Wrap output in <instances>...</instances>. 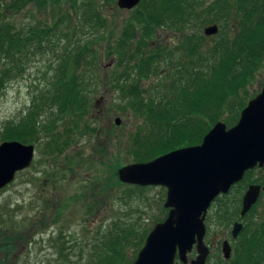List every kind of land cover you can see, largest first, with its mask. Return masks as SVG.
Listing matches in <instances>:
<instances>
[{"label":"trees","instance_id":"trees-1","mask_svg":"<svg viewBox=\"0 0 264 264\" xmlns=\"http://www.w3.org/2000/svg\"><path fill=\"white\" fill-rule=\"evenodd\" d=\"M30 4L51 16L19 27L13 14ZM74 5L75 0H0V97L24 74L32 57L49 53L59 57L25 115L2 125V141L44 143L46 154L57 158L74 135L99 132L89 121L91 93L99 82L113 84L123 101L118 108L142 119L127 151L134 162L144 163L200 144L218 121L234 126L253 98L250 86L264 66V0H142L118 38L107 42V56L114 55L119 68L111 76L100 72L103 55L94 39L74 44L63 24L74 23L84 34L98 33L97 25H103L109 38L114 30L94 1L86 2L85 13L78 14ZM210 25L219 26L216 35L198 34ZM161 29L181 34L178 45L154 43ZM208 37L214 38L210 46L205 44ZM248 179L247 174L234 186H243L242 194ZM240 203L235 214L225 218L237 219ZM131 234L132 230L119 228L115 243L104 246L98 264H118L123 242L127 244ZM144 234L141 244L148 236ZM231 246L232 255L224 264H264V216L249 218Z\"/></svg>","mask_w":264,"mask_h":264},{"label":"rangeland","instance_id":"rangeland-1","mask_svg":"<svg viewBox=\"0 0 264 264\" xmlns=\"http://www.w3.org/2000/svg\"><path fill=\"white\" fill-rule=\"evenodd\" d=\"M88 1L75 0L78 14L85 13ZM92 1L114 30L111 38L109 29L103 25H97L98 33L91 30L86 34L75 30L74 23L63 25L70 31L68 39L74 44L94 39L96 44L93 45L103 55L100 65L104 69L100 72L111 76L119 68L114 65L115 56H107V42L118 38L127 18L138 6L124 10L118 7L117 0ZM71 12L74 14L72 8ZM47 15L50 17L51 13L30 4L13 17L20 27L35 24L39 19L48 18ZM204 29L205 26L200 28L198 34H204ZM157 36L154 43L165 41L172 47L178 45L182 35L161 29ZM213 43L214 38L205 40L206 46ZM58 59L53 53L32 57L26 63L24 74L8 84L0 97V130L4 123L25 115L52 75ZM149 83V80L144 81V87ZM263 86L264 68L250 86V94L255 97ZM91 102L89 121L98 128V133L86 131L74 135L70 146L57 158L46 154L44 143L33 144L35 156L31 167L19 172L12 183L0 189V264H98L104 246L108 248L115 243L121 227L132 230L133 234L128 236L127 244L123 242L118 264H133L144 245L140 242L143 234H149L168 216L169 209L164 207L167 188L125 184L118 178L121 167L137 163L127 147L142 119L118 108L123 101L113 84L97 83ZM116 119L121 120L119 125ZM2 142L0 136V144ZM258 176L261 174L255 171L250 174V180ZM242 190L241 185L233 187L214 201L208 211L205 244L210 254L207 264H224L222 245L225 240L233 242L231 232L236 220L225 216L235 214ZM196 256L194 249L188 254L189 261Z\"/></svg>","mask_w":264,"mask_h":264},{"label":"water","instance_id":"water-1","mask_svg":"<svg viewBox=\"0 0 264 264\" xmlns=\"http://www.w3.org/2000/svg\"><path fill=\"white\" fill-rule=\"evenodd\" d=\"M141 1L117 0V5L132 10ZM218 31L217 25L204 29L207 36ZM120 123L116 119V124ZM34 156L33 144L2 142L0 189L12 183L19 172L30 168ZM257 166L264 167V88L248 102L234 126L218 121L198 145L121 167L118 178L122 183L167 188L164 207L169 209L168 216L148 234L133 264H207L210 248L205 244V236L210 207ZM261 191L260 185L249 186L243 197L242 216L257 202ZM241 229L242 224L236 222L232 229L234 239ZM194 249L197 256L189 261L188 254ZM222 252L224 259H230L232 246L228 240L223 242Z\"/></svg>","mask_w":264,"mask_h":264},{"label":"flooded vegetation","instance_id":"flooded-vegetation-1","mask_svg":"<svg viewBox=\"0 0 264 264\" xmlns=\"http://www.w3.org/2000/svg\"><path fill=\"white\" fill-rule=\"evenodd\" d=\"M263 68H264V66L262 67V69ZM262 69L258 73L257 78L261 75ZM263 88H264V86H263ZM262 89H261V91H262ZM255 171L260 173L261 176L260 177L258 176L257 178H254L251 181H249L250 179H248V181H246L247 182V186L244 189V192H243V194L241 195V198H240L241 199V203H240V207H239L240 208L239 209V215L237 216V219L235 220V223L239 222V223L242 224V229H241L240 233L243 231L244 227L247 225V222H248L249 218H254L255 220L256 219L260 220V218L262 219V217L264 216V167L257 166L253 170L247 171L243 180H245L247 174L250 176V174L254 173ZM250 185H260L262 187V191H261V194H260L257 202L253 205V207L250 209V211L247 212L244 216H242L241 212H242V208H243V197H244V195H245V193L248 190ZM240 233H239V235H240ZM231 235H232V232H231ZM239 235H238V237H239ZM232 240H233V237H232ZM229 242L231 244L233 243L232 241H229Z\"/></svg>","mask_w":264,"mask_h":264}]
</instances>
